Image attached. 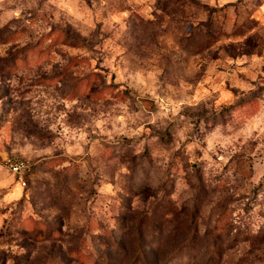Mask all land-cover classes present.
<instances>
[{"label":"rangeland","instance_id":"1","mask_svg":"<svg viewBox=\"0 0 264 264\" xmlns=\"http://www.w3.org/2000/svg\"><path fill=\"white\" fill-rule=\"evenodd\" d=\"M0 264H264V0H0Z\"/></svg>","mask_w":264,"mask_h":264},{"label":"built area","instance_id":"2","mask_svg":"<svg viewBox=\"0 0 264 264\" xmlns=\"http://www.w3.org/2000/svg\"><path fill=\"white\" fill-rule=\"evenodd\" d=\"M0 166L17 176L18 180L25 185V176L31 171L32 163L28 159L5 154L0 157Z\"/></svg>","mask_w":264,"mask_h":264}]
</instances>
